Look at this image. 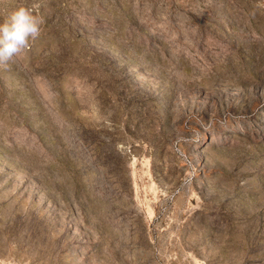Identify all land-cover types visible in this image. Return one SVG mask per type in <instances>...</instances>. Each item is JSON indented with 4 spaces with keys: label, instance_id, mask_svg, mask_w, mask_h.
Masks as SVG:
<instances>
[{
    "label": "rangeland",
    "instance_id": "374dc122",
    "mask_svg": "<svg viewBox=\"0 0 264 264\" xmlns=\"http://www.w3.org/2000/svg\"><path fill=\"white\" fill-rule=\"evenodd\" d=\"M43 20L0 67V264H264V0H0Z\"/></svg>",
    "mask_w": 264,
    "mask_h": 264
},
{
    "label": "clouds",
    "instance_id": "9594fccd",
    "mask_svg": "<svg viewBox=\"0 0 264 264\" xmlns=\"http://www.w3.org/2000/svg\"><path fill=\"white\" fill-rule=\"evenodd\" d=\"M43 20L30 9H16L0 22V67H7L13 58L29 47L32 40L39 38Z\"/></svg>",
    "mask_w": 264,
    "mask_h": 264
}]
</instances>
